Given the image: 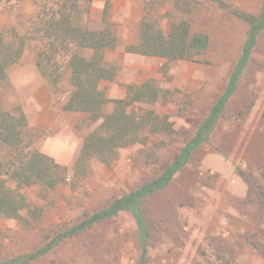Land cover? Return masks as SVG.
<instances>
[{"label": "rangeland", "instance_id": "1", "mask_svg": "<svg viewBox=\"0 0 264 264\" xmlns=\"http://www.w3.org/2000/svg\"><path fill=\"white\" fill-rule=\"evenodd\" d=\"M63 1L0 0V33L8 35L15 28L25 41L21 59L10 68L8 78L0 80V104L7 110L17 106L24 110L35 147L66 167L68 177L54 190L40 185L20 189L35 211L23 210V219L0 216V258L42 246L158 176L194 137L227 87L248 28L237 13L258 15L264 4V0H150L145 12L160 16L165 31L172 22L186 18L192 33L207 35L208 46L196 60L172 61L166 71L159 57L125 62L119 47L107 50L104 61L119 76L103 84L110 99L106 112L113 110V99L126 97L131 84L150 82L158 89L159 101L135 106L151 116L158 131L142 132L145 142L120 149L111 164L90 162L86 174L74 179L73 165L83 140L97 123L89 125L86 114L64 109L72 90L66 54L59 58L62 79L55 86L37 67L47 41L42 38L41 20L49 19ZM106 1L78 0L74 18L90 29L104 27ZM108 21L116 38L120 34L123 38L111 7ZM10 154L11 149L0 143V159L6 161ZM7 184L16 187L11 179ZM263 204L264 29L209 140L193 151L166 189L144 204L153 229L148 264H264ZM137 231L135 217L124 211L65 239L29 264H138Z\"/></svg>", "mask_w": 264, "mask_h": 264}, {"label": "trees", "instance_id": "2", "mask_svg": "<svg viewBox=\"0 0 264 264\" xmlns=\"http://www.w3.org/2000/svg\"><path fill=\"white\" fill-rule=\"evenodd\" d=\"M70 3V4H69ZM110 0L106 1L103 13L104 27L90 29L78 23L73 14L79 12L78 0H64L47 20H41L42 38H47L39 51L37 67L52 85L62 79L58 73L62 65L59 58L68 56L67 68L71 70L72 85L69 98L64 104L67 111L86 114L89 125L97 123L84 138L78 158L73 165V177L79 179L90 168V162L111 164L119 150L138 142H145L144 131H158L146 113L138 112L137 102L155 103L160 99L158 89L152 83L130 85L125 98L113 99L114 108L106 112L110 99L103 86L113 81L117 69L104 61L107 50L115 49L117 38L109 27ZM248 25L243 51L233 69L225 91L220 95L210 113L198 127L194 137L181 149L177 157L164 167L162 172L138 188L112 200L105 208L93 212L78 223L67 227L50 241L36 249L15 256L0 258V264H29L53 251L67 238L82 235L96 225L112 219L119 213L129 211L135 217L140 249L138 264H148L153 229L146 218L144 204L156 192L166 189L175 175L192 157L193 151L209 140L220 116L236 91L256 46L259 34L264 29V4L260 14L237 13ZM160 17V16H159ZM159 17L145 12L140 24V39L126 47L128 52L156 56L164 60L162 69L167 70L172 61L196 60L208 46V37L202 32L192 33L186 18L172 22L168 31L161 25ZM25 41L18 37L15 28L8 35L0 33V80H6L10 68L23 55ZM149 113L156 115L152 110ZM29 120L24 110L17 106L11 110L0 104V143L11 149L6 161L0 159V216L23 219V210L35 211L27 197L21 193L23 187L40 185L45 190H54L67 181V168L35 147L30 135ZM246 179L244 172L238 171ZM7 178L1 177L3 174ZM11 179L16 187L8 186ZM264 209V204H263Z\"/></svg>", "mask_w": 264, "mask_h": 264}, {"label": "crops", "instance_id": "3", "mask_svg": "<svg viewBox=\"0 0 264 264\" xmlns=\"http://www.w3.org/2000/svg\"><path fill=\"white\" fill-rule=\"evenodd\" d=\"M150 0H111V8L113 17L118 21L117 30L124 33L122 38L120 35L117 39V47L121 49V60L125 62L134 58H157L156 56L142 55L128 52L126 47L130 44H136L140 39V24L145 14V5ZM160 58V57H159ZM119 76L117 72V79ZM114 81V80H113ZM225 91V90H224ZM118 99V98H116Z\"/></svg>", "mask_w": 264, "mask_h": 264}]
</instances>
